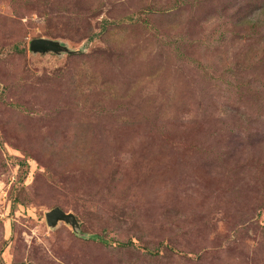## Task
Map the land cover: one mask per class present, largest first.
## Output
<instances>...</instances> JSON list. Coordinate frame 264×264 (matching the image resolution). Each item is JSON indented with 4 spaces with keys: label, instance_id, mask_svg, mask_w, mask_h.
<instances>
[{
    "label": "rangeland",
    "instance_id": "rangeland-1",
    "mask_svg": "<svg viewBox=\"0 0 264 264\" xmlns=\"http://www.w3.org/2000/svg\"><path fill=\"white\" fill-rule=\"evenodd\" d=\"M253 2L0 0V264H264Z\"/></svg>",
    "mask_w": 264,
    "mask_h": 264
},
{
    "label": "water",
    "instance_id": "water-1",
    "mask_svg": "<svg viewBox=\"0 0 264 264\" xmlns=\"http://www.w3.org/2000/svg\"><path fill=\"white\" fill-rule=\"evenodd\" d=\"M29 50L33 54H46L53 53L57 56H63L64 54H73L79 52L78 50L70 49L66 44H63L58 39H51L46 37L35 38L30 41ZM47 225L55 229L60 223H64L71 227L75 234L80 237L90 238L89 234L81 232L80 224L76 216L71 212H65L60 207H55L46 212Z\"/></svg>",
    "mask_w": 264,
    "mask_h": 264
},
{
    "label": "trees",
    "instance_id": "trees-1",
    "mask_svg": "<svg viewBox=\"0 0 264 264\" xmlns=\"http://www.w3.org/2000/svg\"><path fill=\"white\" fill-rule=\"evenodd\" d=\"M137 18L140 19L142 16L139 15ZM127 20H132V18L128 17ZM234 22H236L235 24L240 30L250 31V34L256 33L259 30L264 33V0H254L252 4L249 3L242 6V8H235ZM112 24L114 23L103 19L99 33L104 32L107 26ZM261 43H264V36L261 39ZM67 227L72 231L70 226L67 225ZM75 235L77 236V234Z\"/></svg>",
    "mask_w": 264,
    "mask_h": 264
}]
</instances>
